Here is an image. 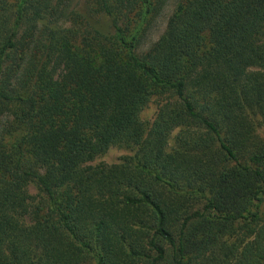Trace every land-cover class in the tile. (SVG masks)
<instances>
[{
  "label": "trees",
  "instance_id": "trees-1",
  "mask_svg": "<svg viewBox=\"0 0 264 264\" xmlns=\"http://www.w3.org/2000/svg\"><path fill=\"white\" fill-rule=\"evenodd\" d=\"M81 1L0 0V264H264V0Z\"/></svg>",
  "mask_w": 264,
  "mask_h": 264
},
{
  "label": "rangeland",
  "instance_id": "rangeland-1",
  "mask_svg": "<svg viewBox=\"0 0 264 264\" xmlns=\"http://www.w3.org/2000/svg\"><path fill=\"white\" fill-rule=\"evenodd\" d=\"M83 0L81 1V3ZM176 0H167L163 8H161L158 11V14L155 16L154 20L152 21V25H150L149 30L146 32V36L143 39V43L140 46L139 51H143L144 49H147L151 44L153 43L164 31L167 18L169 15L173 12L175 9ZM57 67V65H55ZM258 70L257 67H251L249 68V71H255ZM168 98L166 95H153L149 99L148 103L142 108L140 111L139 117L140 120L147 131L148 128L151 125V122L155 116V113L159 107L160 104L164 102V100ZM5 118H2L0 120V128H2L5 125ZM260 120L258 117H256V123L258 124L256 127V134L259 136H263L264 128L260 125ZM175 138V131L171 133L169 140H168V148H170L173 145V139ZM134 152V148L131 147H124V146H118L113 145L109 147L105 152L102 154L96 156L92 161L89 162V164H113L117 163L120 160H122L125 156L131 155ZM28 193L31 196V201L33 203L40 201L41 193L38 191V189L30 185L28 187ZM264 209V208H263Z\"/></svg>",
  "mask_w": 264,
  "mask_h": 264
}]
</instances>
